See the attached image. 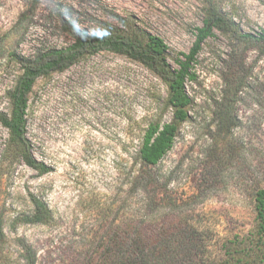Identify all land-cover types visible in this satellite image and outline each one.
I'll return each instance as SVG.
<instances>
[{
    "label": "rangeland",
    "instance_id": "rangeland-1",
    "mask_svg": "<svg viewBox=\"0 0 264 264\" xmlns=\"http://www.w3.org/2000/svg\"><path fill=\"white\" fill-rule=\"evenodd\" d=\"M214 2L238 37L214 31L201 45L193 80L185 83L189 117L152 168L154 207L158 224L164 214L174 220L169 232L180 223L198 238L203 264H218L224 252L238 264H260L248 248L254 194L264 187V42L243 36L264 31V0ZM203 18V0H0V113H8L6 94L20 73L13 56L30 60L65 48L72 27L157 36L176 70L175 59L188 54ZM165 99L166 86L150 71L110 52L38 79L26 137L50 172L39 175L7 151L0 125L7 247L16 253L22 239L38 264H75L113 222L141 214L142 195L127 193L141 168L136 158L148 125L171 121ZM31 195L50 210L49 224L24 222Z\"/></svg>",
    "mask_w": 264,
    "mask_h": 264
},
{
    "label": "trees",
    "instance_id": "trees-1",
    "mask_svg": "<svg viewBox=\"0 0 264 264\" xmlns=\"http://www.w3.org/2000/svg\"><path fill=\"white\" fill-rule=\"evenodd\" d=\"M203 3L202 25L195 29V41L188 54H180L183 59H175L178 66L176 70L168 63L167 46L157 36L121 31L89 32L78 27L69 30L72 43L65 48L48 50L30 60L13 56L20 73L6 94L9 110L6 114L0 113V125L7 132L6 150H13L27 167L39 175L49 173L50 169L32 156L26 137L29 95L38 79L63 72L87 57L110 52L143 66L166 86L164 104L166 109L171 110V121L162 126L157 123L148 125L136 158L141 168L132 177L127 193L130 195L135 191L142 195L144 211L141 214L125 213L117 225L113 222L110 226L113 229L101 239L99 246L88 250L75 264H203L202 257L206 252L202 251L197 237L186 232L180 223H176L175 231L169 232L174 220L166 214L162 216L161 224H158L154 207L155 191L152 187V168L171 150L178 124L189 117L191 100L185 83L193 80L190 69L201 45L213 36L214 31L238 37L234 25L226 20L214 0H203ZM243 38L264 42V31L257 37L246 35ZM29 201L32 212L25 217L24 222L49 224L52 217L48 207L32 195ZM253 201L254 225L248 250L259 259L260 264H264V187L256 190ZM16 241L18 251L13 253L7 247L4 217L0 214V264H38L35 250L22 239ZM238 263L239 260L235 261L232 254L224 252L218 264Z\"/></svg>",
    "mask_w": 264,
    "mask_h": 264
}]
</instances>
